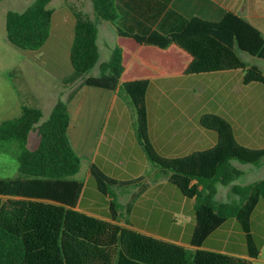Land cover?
Returning a JSON list of instances; mask_svg holds the SVG:
<instances>
[{"label": "trees", "instance_id": "trees-1", "mask_svg": "<svg viewBox=\"0 0 264 264\" xmlns=\"http://www.w3.org/2000/svg\"><path fill=\"white\" fill-rule=\"evenodd\" d=\"M90 1L95 19L81 4L65 2L75 25L70 47L73 71L64 84L76 81L98 63L97 21L113 23L117 18L114 0ZM50 2L34 0L24 10H8V40L23 49H39L50 35L54 11ZM239 51L264 59V36L230 10L218 20L192 16L182 29L167 34L117 28L110 58L100 64L98 75L89 74L82 82L114 89L132 107L135 137L148 160L194 200L190 244L195 249L117 222L121 205L111 187L138 184L143 176L116 179L92 163L89 171L98 191L110 197L111 219L76 208L83 188V181L75 177L81 159L67 133V100L58 98L42 122L39 107L23 104L19 116L0 123V151H12L20 172L0 177V264H252L259 256L260 242L252 231L251 215L257 203L264 201V177L233 183L243 174L233 161L259 164L264 144L241 143L227 117L205 111L199 123L217 133L215 144L181 156H165L149 137L146 103L150 79L163 75L239 70L243 84L264 85V69L246 62ZM32 131L37 132L39 142L30 149ZM218 184L230 185L234 198L217 200ZM231 218L244 232L248 256L201 248L204 239Z\"/></svg>", "mask_w": 264, "mask_h": 264}, {"label": "crops", "instance_id": "crops-1", "mask_svg": "<svg viewBox=\"0 0 264 264\" xmlns=\"http://www.w3.org/2000/svg\"><path fill=\"white\" fill-rule=\"evenodd\" d=\"M114 5L117 18L113 23L97 21V71L87 72L76 81L64 84L60 92L61 99L67 100L70 115L67 133L81 159L79 171L86 166L83 177L76 176L79 171L75 175L83 181L76 208L111 219L110 197L98 191L89 171L92 163L116 179L143 176L138 184L111 187L121 205L117 222L195 249L190 244L195 224L193 198L184 196L168 181L163 170L150 163L136 140L134 114L126 106L129 104L116 90L83 84V78L99 74L100 64L109 59H101L100 47L112 51L117 28L140 34L152 30L167 34L182 29L192 16L218 20L230 10L247 19L264 36V0H114ZM74 25L75 17L66 4L55 9L50 35L39 48L43 51L44 61L60 74L61 80L73 71L70 47ZM202 74H215L218 79L213 82L207 77H194ZM202 74H172L150 79L146 91L148 132L155 148L165 156H181L215 144L217 133L199 123V116L205 111L227 117L243 144L250 145L249 141L262 134L258 131L260 127L242 128L239 133L232 119L243 116L236 112L239 105L251 111H262L264 115V104L255 105L256 95L264 96V85L258 82L244 84L248 86V94H252L245 97L237 87L242 83L241 71ZM206 84L210 85L209 90L203 91ZM261 102L264 103V97ZM233 164L242 169V163L233 161ZM223 186L228 185L218 184L217 194L228 192L229 187L224 189ZM259 205L264 214V203L259 201L255 208ZM239 234L236 221L228 219L204 239L201 248L248 256L245 240Z\"/></svg>", "mask_w": 264, "mask_h": 264}, {"label": "rangeland", "instance_id": "rangeland-1", "mask_svg": "<svg viewBox=\"0 0 264 264\" xmlns=\"http://www.w3.org/2000/svg\"><path fill=\"white\" fill-rule=\"evenodd\" d=\"M33 1L0 0V123L19 116L23 104L39 107L42 111V117L39 122H42L48 118L56 100L62 98L60 92L63 90V80L59 77L60 74L58 75L53 67L44 61L43 51L18 47L12 44L6 36V12L8 10H24ZM67 1L81 4L85 10H88L91 17L95 19L90 0H51L49 6L54 10L59 9ZM100 48L101 59L110 58V49L107 51V49ZM239 54L246 62L257 64L264 69L263 58L252 56L242 51H239ZM97 69L98 66H95L88 73L93 74ZM194 77H207L213 82L218 79L215 74H202L200 76L195 75ZM208 84L202 88L203 91L209 90L210 85ZM237 87L240 90V94L245 95V97L252 95L251 93L248 94V86H245L243 83H239ZM263 97L258 94L256 95V106L257 104H264L261 102L263 101ZM126 106L133 113L132 107L127 104ZM236 109V112L243 114V116H237L232 119L236 130L239 132L242 128L257 127L258 129L260 127L261 129L258 131L262 133L261 136L253 138L249 141V144L256 147L262 146L264 144V115H262V111H251L246 106L241 107L240 105ZM38 142L39 136L37 132H30L28 135V147L33 149L37 146ZM241 166L243 174L233 183L247 184L264 177V158L259 164L243 163ZM85 170L86 166L82 167L76 176L83 177ZM19 173L18 162L12 151H0V177H15ZM223 187L224 189L229 187L228 192L218 193L217 200L228 201L234 198V195L230 191V185ZM186 200L188 199L186 198ZM261 203H264V201L262 200ZM252 214V231L260 242L259 256L253 259L252 264H264V214L262 206H257ZM236 223L240 231L239 235L244 241V232L237 221Z\"/></svg>", "mask_w": 264, "mask_h": 264}]
</instances>
